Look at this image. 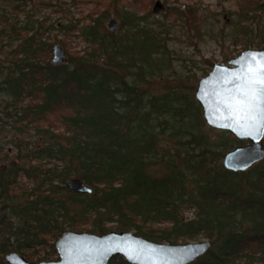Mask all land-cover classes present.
<instances>
[{"label":"trees","instance_id":"obj_1","mask_svg":"<svg viewBox=\"0 0 264 264\" xmlns=\"http://www.w3.org/2000/svg\"><path fill=\"white\" fill-rule=\"evenodd\" d=\"M148 1L136 0L135 8ZM89 3L82 24L61 31L68 60L60 66L51 63L45 28L19 25L1 11L0 40L10 51L0 65V121L46 142L36 151L20 148L21 156L0 166V264L10 252L55 259L66 231L134 232L171 245L204 236L212 247L192 264H264V160L245 172L226 170L225 153L246 142L203 131L201 106L181 84L159 95L145 86L164 65L158 34L140 27L144 18L123 0ZM240 5L246 19L248 11L264 10L261 0ZM112 10L123 34L105 27ZM72 34L88 47L71 51ZM2 151L0 142V160ZM73 178L93 192H72ZM188 208L196 210L192 219L183 217ZM109 264L128 263L114 257Z\"/></svg>","mask_w":264,"mask_h":264},{"label":"rangeland","instance_id":"obj_2","mask_svg":"<svg viewBox=\"0 0 264 264\" xmlns=\"http://www.w3.org/2000/svg\"><path fill=\"white\" fill-rule=\"evenodd\" d=\"M135 1L123 0L122 6L124 5L126 10L137 12L139 17H143L144 19L138 20L140 27L153 30L161 39L163 54L160 57L164 65L158 72L160 75L150 84L145 85L157 95L168 91L170 85L181 84L178 89L196 101L195 93L200 80L212 71L216 63L227 64L247 49L262 50L260 47H264V10L257 13L246 10L249 14V18L246 19L240 15L241 0H152V2H147L145 8L140 6L138 9L135 8ZM43 2L49 4L50 1L0 0V14L2 10H7L5 13H9V16L19 25L28 21L36 22L37 26L41 25L47 30L44 37L53 46L61 45L66 52L63 44L58 43L64 38L61 31L70 24L79 27L88 10L92 8V3H89L92 0H83L81 3L72 0L53 1L52 5L41 6ZM157 2L162 5V9L156 13L154 8ZM261 2L264 6V0ZM173 8L180 9L181 13L171 12ZM113 18L118 20L116 34H123L126 30L122 29V19L113 10L105 22L107 31H109L107 22ZM66 40L71 51H82L88 47V43L78 34H72V38ZM9 49L4 40H0V65L7 63ZM149 62L151 63L149 64L150 71L155 72L157 64L152 56ZM1 109L0 106V112ZM203 131L208 133L212 139L219 138V132H222L209 128L206 124ZM0 142L3 150L0 166H7L9 159H15L17 154H20L19 156L23 154L22 151V153L19 152L20 148L24 151L26 149L28 151L39 150L44 147L46 139L31 131L15 130L5 119L3 122L0 121ZM262 145L264 146V140ZM237 146L239 145L236 143L230 150ZM16 162L22 163L19 159ZM195 216L194 208H188L183 212V217L186 219H192ZM204 241L211 242L210 239L201 236L187 243ZM57 259L58 255L52 260Z\"/></svg>","mask_w":264,"mask_h":264},{"label":"water","instance_id":"obj_3","mask_svg":"<svg viewBox=\"0 0 264 264\" xmlns=\"http://www.w3.org/2000/svg\"><path fill=\"white\" fill-rule=\"evenodd\" d=\"M161 9L162 5L157 2L154 12ZM107 27L111 33H116L118 20H109ZM67 60L62 46L54 45L52 65L60 66ZM261 73H264V50L247 49L227 64L216 63L200 80L195 93L209 128L247 142L228 151L223 158V165L230 172H245L264 159V119L258 107L260 102L252 98L264 88ZM67 186L77 194L93 192L78 178L69 180ZM211 247L209 241L178 245L156 243L126 231H110L104 235L66 231L55 245L57 260L31 262L17 252L7 253L4 260L7 264H109L114 257H122L128 264H192Z\"/></svg>","mask_w":264,"mask_h":264},{"label":"snow or ice","instance_id":"obj_4","mask_svg":"<svg viewBox=\"0 0 264 264\" xmlns=\"http://www.w3.org/2000/svg\"><path fill=\"white\" fill-rule=\"evenodd\" d=\"M262 79H261V83L264 84V73L260 74ZM259 91V95H253V99H257L260 104H258V107H260V112H261V119H264V106H261L262 104H264V88L258 90Z\"/></svg>","mask_w":264,"mask_h":264}]
</instances>
